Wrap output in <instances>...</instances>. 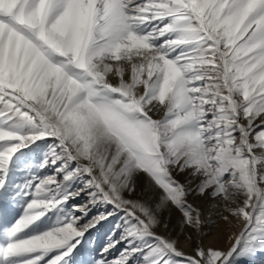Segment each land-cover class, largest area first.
I'll return each mask as SVG.
<instances>
[{
    "label": "snow or ice",
    "instance_id": "obj_1",
    "mask_svg": "<svg viewBox=\"0 0 264 264\" xmlns=\"http://www.w3.org/2000/svg\"><path fill=\"white\" fill-rule=\"evenodd\" d=\"M189 197L242 221L229 249L181 248L164 213L201 232ZM260 255L264 0H0V264Z\"/></svg>",
    "mask_w": 264,
    "mask_h": 264
},
{
    "label": "bare ground",
    "instance_id": "obj_2",
    "mask_svg": "<svg viewBox=\"0 0 264 264\" xmlns=\"http://www.w3.org/2000/svg\"><path fill=\"white\" fill-rule=\"evenodd\" d=\"M147 183V177H140V187L138 189L142 191V194L144 193V186ZM152 191L154 194L159 195V189L153 188ZM191 200L194 202V205L202 209L203 218L205 220V225L199 233L190 227L184 228L183 231H181L179 222L182 216L178 210L172 209L170 212L164 213V220L172 230L171 234L179 237L181 248L186 253H190L194 251L197 243L203 241L206 246L211 245L223 250L229 249L231 244L234 243L235 235L239 234L243 226L242 221L233 220V226L228 227L222 220L219 219V216L217 215L219 209L216 206V201L196 198H191ZM216 220L218 222L216 223V229L212 230L211 233L208 234L209 230L213 229L212 222ZM213 225L216 226L215 224ZM189 236L191 237L190 240L188 239ZM255 264H264V255L258 256Z\"/></svg>",
    "mask_w": 264,
    "mask_h": 264
},
{
    "label": "rangeland",
    "instance_id": "obj_3",
    "mask_svg": "<svg viewBox=\"0 0 264 264\" xmlns=\"http://www.w3.org/2000/svg\"><path fill=\"white\" fill-rule=\"evenodd\" d=\"M179 179H181L182 181L185 179V176H180ZM137 196H142V191L138 189L137 191ZM191 198L193 197H189L190 201L193 202L191 200ZM194 203V202H193ZM17 211H19V209L17 208ZM217 221V220H216ZM115 223V221H112V222H105L103 227H100L98 226L97 229H94L92 232H91V235L87 237V239L89 241H91L89 247H94L96 249H99L100 247H102L106 241H107V238H108V235L110 234V229L112 228L113 224ZM213 224L216 225V223H213L212 222V227L213 229L209 230L208 234L211 233L212 230L216 229L217 225L214 226ZM215 227V228H214ZM163 227H161L159 229V231L161 232H164L166 230H164ZM119 251V249H117V252ZM193 252H190L188 254H192ZM117 253L116 252H113V255H116Z\"/></svg>",
    "mask_w": 264,
    "mask_h": 264
}]
</instances>
